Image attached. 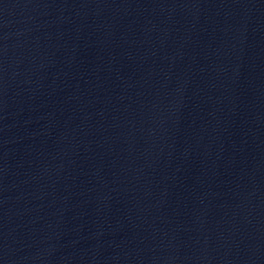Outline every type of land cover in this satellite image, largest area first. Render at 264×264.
<instances>
[{
	"label": "water",
	"instance_id": "95a60500",
	"mask_svg": "<svg viewBox=\"0 0 264 264\" xmlns=\"http://www.w3.org/2000/svg\"><path fill=\"white\" fill-rule=\"evenodd\" d=\"M0 264H264V0H0Z\"/></svg>",
	"mask_w": 264,
	"mask_h": 264
}]
</instances>
